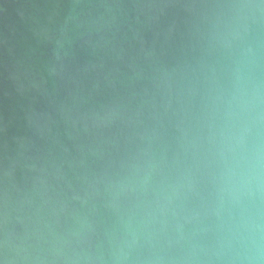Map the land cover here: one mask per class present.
Wrapping results in <instances>:
<instances>
[{
    "label": "water",
    "instance_id": "water-1",
    "mask_svg": "<svg viewBox=\"0 0 264 264\" xmlns=\"http://www.w3.org/2000/svg\"><path fill=\"white\" fill-rule=\"evenodd\" d=\"M0 264H264V0H0Z\"/></svg>",
    "mask_w": 264,
    "mask_h": 264
}]
</instances>
